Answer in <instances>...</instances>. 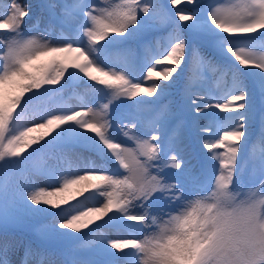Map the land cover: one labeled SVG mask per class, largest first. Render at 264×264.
<instances>
[{
  "label": "snow or ice",
  "instance_id": "6c2138e0",
  "mask_svg": "<svg viewBox=\"0 0 264 264\" xmlns=\"http://www.w3.org/2000/svg\"><path fill=\"white\" fill-rule=\"evenodd\" d=\"M33 7L0 0V229L35 221L72 264H264V151L242 155L256 119L264 142V0H43V29Z\"/></svg>",
  "mask_w": 264,
  "mask_h": 264
},
{
  "label": "rangeland",
  "instance_id": "374dc122",
  "mask_svg": "<svg viewBox=\"0 0 264 264\" xmlns=\"http://www.w3.org/2000/svg\"><path fill=\"white\" fill-rule=\"evenodd\" d=\"M43 19H42V23H41V29H43L45 27V25L48 23V19H47V23L45 24L46 21V15L45 13H39ZM47 14V13H46ZM31 22H29V24L27 25L28 27H30ZM156 43V40H153V44ZM162 43V41H161ZM129 49L131 50V54H135L136 51V45L135 43L133 44V47L131 48L130 45L128 46ZM123 52H114V55H123ZM144 71H146V69H144ZM197 70L195 68H193L192 72L195 73ZM204 76L205 81L207 82L209 88L211 90H213V94H215V88H216V79L219 76V73H214L211 71L210 68L205 67L204 69L201 70ZM140 70L138 69L136 72V75L139 76ZM184 79L181 83V85H179V88L176 89L173 88L172 92L174 94V98H178L179 97V93L180 90L182 89L184 84ZM177 86V84H176ZM86 91L85 86L84 85H73L71 86L68 90H67V95L68 96H73L74 93H79V94H83ZM176 91V92H175ZM167 97L165 98L164 101H161V103H165L167 101ZM73 104H77L78 101L73 98L71 101ZM116 111H121V109H117ZM222 115V114H221ZM210 122V118H201L199 123L202 126H207ZM115 126V125H114ZM117 138L118 140H120L121 142H124L123 137L119 136V134L117 133ZM186 143L188 144L187 150L184 153V158L187 160L189 158V156H191V160H190V164L193 167V172L194 173H200L201 172V157H200V150L202 149V144H200L194 137L189 138L188 141H186ZM206 151V150H204ZM264 151V142H261L260 139V124H259V120L256 119L254 120L253 125L250 127V136L248 139L247 144L245 145V148L243 150V158L245 159V161L248 162V167H251V160L254 158V156H259V154ZM80 155L86 156V157H90L93 160H96L97 163H102L101 158L99 156L96 155V153L94 152H90V151H83L82 153H80ZM49 163H54V161H48ZM31 163L35 164V165H39L42 163V161L40 159H36L34 161H32ZM105 167L108 169L114 168L115 164L114 163H107L105 164ZM218 167V165H217ZM179 175V170H175V169H171L168 171V179L169 180H175L177 178V176ZM214 179V177H213ZM155 214V212H154ZM51 219V218H49ZM56 223H59V220L57 219ZM87 231V230H85ZM102 231H104L105 233H107L108 235H110L111 238H128V235L126 232L118 230V229H102ZM39 234V233H38ZM76 235V234H74ZM39 236L41 237V239H43V241L47 242L49 240H45L40 234ZM84 243H86V241H84ZM76 248L73 249V253L69 254L68 260L66 262H62L61 259L58 258H54V257H44V264H52V262L54 261L55 264H72V260L73 259H77V260H87L90 258L89 254L87 253V251L82 250L80 247L75 246ZM36 259H31L28 258V264H36ZM12 264H21V260L17 259V257H13L11 259Z\"/></svg>",
  "mask_w": 264,
  "mask_h": 264
},
{
  "label": "trees",
  "instance_id": "16d2710c",
  "mask_svg": "<svg viewBox=\"0 0 264 264\" xmlns=\"http://www.w3.org/2000/svg\"><path fill=\"white\" fill-rule=\"evenodd\" d=\"M29 2L34 5L33 14L39 15V5L36 4L34 0H29ZM253 122L254 121L251 122V126L253 125ZM28 222L30 221L20 223L21 227L18 228L10 227L6 234L2 229H0V243H3L5 240H7L11 244L9 259L11 260L13 257H17V259L21 261L24 260L25 249L29 246L34 250V255L29 257L31 259L38 258L35 255V252L40 250L43 251L44 257L50 256L51 254L57 255V251L60 252V247L58 245H43L40 243L31 229H29L27 226H22V224L25 225ZM53 249L57 250L56 253L53 251Z\"/></svg>",
  "mask_w": 264,
  "mask_h": 264
}]
</instances>
